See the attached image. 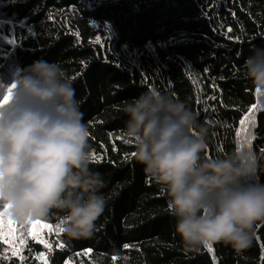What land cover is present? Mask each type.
<instances>
[{
  "label": "trees",
  "instance_id": "trees-1",
  "mask_svg": "<svg viewBox=\"0 0 264 264\" xmlns=\"http://www.w3.org/2000/svg\"><path fill=\"white\" fill-rule=\"evenodd\" d=\"M256 47H264V0H0V80L38 59L61 64L101 158L91 167L104 177L106 201L89 238L58 233V210L44 220L51 228L11 220L0 264H264V222L244 250L185 249L166 192L131 155L121 111L149 87L168 93L206 124L213 157L231 152L246 130L264 183V107L243 74Z\"/></svg>",
  "mask_w": 264,
  "mask_h": 264
},
{
  "label": "clouds",
  "instance_id": "clouds-1",
  "mask_svg": "<svg viewBox=\"0 0 264 264\" xmlns=\"http://www.w3.org/2000/svg\"><path fill=\"white\" fill-rule=\"evenodd\" d=\"M258 107H264V47L243 65ZM14 86V87H13ZM11 91L9 92V90ZM0 207L19 225L62 213L68 240L89 238L105 210L103 175L91 167L89 128L61 64L33 61L9 82L0 80ZM123 135L134 160L166 192L167 208L185 249L223 243L251 245L264 222L261 157L246 143L208 155L209 129L184 101L149 87L122 105Z\"/></svg>",
  "mask_w": 264,
  "mask_h": 264
},
{
  "label": "snow or ice",
  "instance_id": "snow-or-ice-1",
  "mask_svg": "<svg viewBox=\"0 0 264 264\" xmlns=\"http://www.w3.org/2000/svg\"><path fill=\"white\" fill-rule=\"evenodd\" d=\"M229 31H231V29H229ZM14 87V86H13ZM11 91V89L9 90V92ZM257 90V94H258ZM214 98V97H213ZM9 100V96H5L3 100H0V104H5L7 103ZM199 102V100H198ZM245 120H251V123L254 125L255 123V118L254 116H250V117H246ZM245 120H241V125H245ZM238 136V143L241 144H247L249 147H251V140L254 138L251 135L247 134L246 130H245V134L241 135L240 132L237 133ZM92 155V160L93 161H99L101 158L98 157L94 152L91 154ZM131 155H134V153H132ZM5 210H6V206L0 207V239H2L4 237V235L7 234H11V232L15 231V227L12 224L11 219H8L5 215ZM63 220L61 219L59 221V223L55 226V230L59 233L62 232V228L60 227L61 224H63ZM33 223V221L25 224V225H31ZM36 224H40L42 225L44 228H51V225L48 223H45L44 220H36L35 221ZM21 228L24 227V225H20ZM7 242V241H5ZM43 242V241H40ZM47 246V245H46ZM125 247H128L127 245H125ZM207 249L211 250V245H206L205 246ZM16 252H13V255H16ZM7 257L4 256H0V259H6ZM39 258V257H37ZM23 257H21V260L23 261Z\"/></svg>",
  "mask_w": 264,
  "mask_h": 264
}]
</instances>
